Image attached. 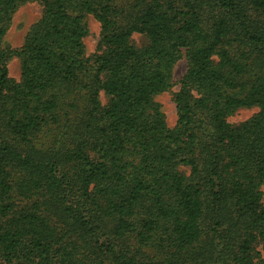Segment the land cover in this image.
Segmentation results:
<instances>
[{
	"label": "trees",
	"instance_id": "trees-1",
	"mask_svg": "<svg viewBox=\"0 0 264 264\" xmlns=\"http://www.w3.org/2000/svg\"><path fill=\"white\" fill-rule=\"evenodd\" d=\"M263 184L264 0H0V264H264Z\"/></svg>",
	"mask_w": 264,
	"mask_h": 264
},
{
	"label": "rangeland",
	"instance_id": "rangeland-1",
	"mask_svg": "<svg viewBox=\"0 0 264 264\" xmlns=\"http://www.w3.org/2000/svg\"><path fill=\"white\" fill-rule=\"evenodd\" d=\"M43 13V7L38 2H27L20 6L12 18V22L8 32L3 39L4 47L17 48L24 44L28 32L33 25L40 20ZM89 34L84 38L87 54H93L97 51L100 39L101 26L94 15L89 14L86 17ZM134 41L137 45H143L147 42V38L141 35H135ZM10 76L16 80H20L22 74V60L18 56H14L8 62ZM187 70V60L182 58L175 66L173 79L178 82ZM180 85L175 84L170 90L165 91L155 97L160 103L162 111L166 115L167 123L170 127H174L177 121V107L174 100V94L179 90ZM109 96L102 93V102L106 104ZM258 111V108H240L229 117L231 123H240ZM264 190V184H263Z\"/></svg>",
	"mask_w": 264,
	"mask_h": 264
}]
</instances>
